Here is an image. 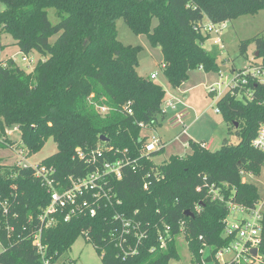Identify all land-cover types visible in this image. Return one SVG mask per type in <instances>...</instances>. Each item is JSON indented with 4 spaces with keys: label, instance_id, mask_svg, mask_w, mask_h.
<instances>
[{
    "label": "trees",
    "instance_id": "obj_1",
    "mask_svg": "<svg viewBox=\"0 0 264 264\" xmlns=\"http://www.w3.org/2000/svg\"><path fill=\"white\" fill-rule=\"evenodd\" d=\"M0 2L4 4L0 34L9 33L20 53L41 56L30 71L12 58L0 59V143L11 146L2 137L5 128L17 127L29 157L52 137L57 150L38 166L53 168L61 187L68 186L69 176L79 178L95 168L93 162L79 158L78 151L87 156L100 147L99 165L103 157L115 160L126 155L130 160L120 179H107L110 203L101 204L94 216L81 211L64 220V213H57L47 228L40 215L49 194L34 167L0 163V264H43L33 243L39 229L44 255L52 262L83 235L93 243L102 264H169L180 257L176 243L182 235L194 260L200 262L201 250L208 247L207 259L223 264L215 256L235 239V230L226 233L230 209H252L260 200L256 184L244 180L243 174L258 175L264 166V151L253 144L264 126V83L250 79L241 90L234 87L216 100L236 142L225 137L219 148L211 150L202 141H190L189 152L155 164L152 155L163 148L144 153L147 135L139 124L150 129L159 115L163 117L166 92L150 77L137 74L141 47L117 39L116 20L123 18L131 31L145 34L160 47L163 72L176 88L192 69L218 68L219 51L204 46L210 37L202 31L204 17L221 24L264 10V0ZM49 7L56 9L55 24L48 20ZM153 18L157 24L151 28ZM252 39L260 59L254 64L264 71V37ZM247 43L241 42L242 51ZM246 88L251 90L250 99L244 95ZM101 107L107 111L101 113ZM187 210L192 214L186 215ZM119 215L138 222L144 235L136 237L131 229L121 236ZM122 238L127 239L124 250L127 245L135 247L124 260V250L118 246ZM258 253L264 263V211Z\"/></svg>",
    "mask_w": 264,
    "mask_h": 264
},
{
    "label": "rangeland",
    "instance_id": "obj_2",
    "mask_svg": "<svg viewBox=\"0 0 264 264\" xmlns=\"http://www.w3.org/2000/svg\"><path fill=\"white\" fill-rule=\"evenodd\" d=\"M3 8L4 4L0 2V10ZM46 11L50 23H57L58 16L56 9L49 7ZM209 23L210 21H208L207 17H204L203 25L206 26ZM156 24L157 19L153 18L151 28ZM215 25L219 29L218 33L210 32V37L204 42V46L209 48L214 43V40L220 39V44H222L223 48L219 49V55L216 59L217 70L206 72L202 68L192 69L189 72L188 78L181 85L172 88L163 72L160 47L150 43L145 34H136L131 31L123 18L116 20L117 39L124 45H139L141 47L138 52L137 74L144 78H149L152 73L155 74L156 79H153V81L160 84L166 92V101L162 107L164 112L163 117L159 115L157 122L152 128L143 129V135L146 134L148 137L155 135L161 137L163 141L170 142L179 134L181 128L184 127L182 126L183 124H176L173 121L176 114L182 113L184 125L189 127L194 120V126L190 131L202 142L208 143L213 136L221 138V142L225 137L232 142L238 140L234 134L228 133L227 123L224 121L221 113L215 111L217 107L216 94L210 92L206 86L216 83H220L221 86L230 84L238 70L249 65H256L254 64L255 61L260 60L255 57L256 43L252 38L255 35L264 37V10L261 9L255 14L239 16L236 19L224 22L222 26ZM55 39L56 36L50 38L51 41ZM244 40H248V43L242 51L241 42ZM0 43V59L12 58L25 71H30L41 57L36 52L28 54L29 58L32 59V65L27 66V63L22 60V53L18 51L9 33L2 32L0 34ZM186 88H190V91H184ZM186 93L187 97H184L183 94ZM187 111L189 115L186 114L184 116ZM189 118L193 120L191 121ZM5 131L11 132L9 134L6 133V136L2 138L7 139L12 147L0 143V163L16 164L17 161H21L22 164L33 166L57 150L55 141L52 137H49L38 152L29 157L25 155L20 156L17 152V150L22 149L19 129H14L12 126L5 128ZM221 142L218 145H213L210 149L219 148ZM185 150L186 148L182 146L178 147V143H175V145L171 143L162 151L152 155V161L155 164H161L170 155L181 153L183 155L187 153L184 152ZM243 178L248 182L256 184L260 195L259 203L262 205V211H264V166L258 175L246 173L243 174ZM241 219L251 220V215L248 212L233 207L230 209L226 219L227 226L234 227L239 224ZM176 248L180 257L179 259L171 260L169 264H215L213 257L207 259V255L209 254L208 247H204L201 250L200 262L194 260L182 235L177 237ZM1 251L2 246L0 244ZM230 257L231 254H223L222 256L223 259H229ZM216 260L221 263V260L218 258ZM58 264H102V261L93 243L85 236L80 235L74 241L71 248L61 255Z\"/></svg>",
    "mask_w": 264,
    "mask_h": 264
},
{
    "label": "built area",
    "instance_id": "obj_3",
    "mask_svg": "<svg viewBox=\"0 0 264 264\" xmlns=\"http://www.w3.org/2000/svg\"><path fill=\"white\" fill-rule=\"evenodd\" d=\"M219 26L223 25V23L218 24ZM203 32H215L218 33L219 29L215 24L209 23L208 25H203ZM216 43L219 46V49H222L223 46L220 44V39H216ZM22 60L27 63V66L32 65V59L29 58L28 55L22 54ZM151 79H155V74L150 75ZM250 79H258L260 82L264 83V71L261 69L259 65H249L248 67H244L237 71L236 76L233 78L230 84H225L221 86L220 83L212 84L210 86H206V88L210 92H214L216 94V100L224 94L225 91L232 89L234 87L239 88L240 90L244 88ZM251 90L246 88L243 90L244 95L250 99ZM106 107H101L100 112H106ZM216 112H219V109L216 107ZM131 113L130 110H128ZM173 121L176 124L182 123V113H178L175 115ZM142 129H149V127L143 123L139 124ZM17 129V127H14ZM11 131H5V133L9 134ZM253 144L264 151V126H261L258 134L253 141ZM164 143L162 142L160 137L155 135L147 136L146 142L144 144V153H149L152 151L159 150L163 148ZM20 156L25 155L23 149L17 150ZM79 158H86L87 161H91L95 164L94 170L87 173L86 175L73 178L72 176L68 177L69 184L68 186L61 187L58 182L55 181L53 177V168H46L44 166H38V163L33 165L37 176L41 179L42 185L45 187L49 194V202L46 205L45 209L40 215V222L44 228L52 226L55 222V215L58 213H64V220H69L72 216H74L78 212H86L89 216H94L96 214L97 209L101 206V204H106V202L110 203L111 196L109 194L110 187L107 185V179L110 177H114L115 179H120L122 176V167L124 165H129L130 160L125 155L122 158H118L115 160H108L103 157V161L101 164H97V157L103 155V151L100 147L95 150H91L89 155L86 156L82 151H78ZM17 165L22 167H28L31 165L22 164L21 161L16 162ZM146 176H149L147 174ZM148 187V182H144L143 188ZM239 208L245 212H248L251 215V220L241 219L239 224L234 227L226 228V233L230 234L233 230H235V239L229 243L227 246L222 247L216 254V258L221 260V263L225 264L227 262H232L233 264H259L262 263L258 259V251L254 256L251 253L252 248L259 247L260 243V221L262 218V205L258 203L252 209H245L242 207ZM122 223V233L130 234V230L134 231V235L136 237H141L144 234L139 231V223L134 222L130 219H126L123 216H118ZM165 230L168 231L169 227L166 226ZM41 229L34 235L33 243L37 247L38 253H40L42 257L43 264H58V260L52 262L50 258L45 257L44 247L41 245L39 233ZM159 240L161 244L164 243V239L161 234H159ZM127 239L122 238L118 243V246L122 250L123 243H126ZM135 247L131 248L127 245V249L124 250V260L127 253H134ZM223 254H231L229 259H223ZM264 264V263H262Z\"/></svg>",
    "mask_w": 264,
    "mask_h": 264
},
{
    "label": "crops",
    "instance_id": "obj_4",
    "mask_svg": "<svg viewBox=\"0 0 264 264\" xmlns=\"http://www.w3.org/2000/svg\"><path fill=\"white\" fill-rule=\"evenodd\" d=\"M215 41L216 40H214V43H212L208 49H210L212 46H215L217 48V50L219 51L218 45H217V43ZM184 91H190V88H186V89H184ZM183 95H184V97H187V93L186 94H183ZM188 113H189L188 111L185 112L184 116L186 114L189 115ZM182 118H183V114H182ZM193 119H194V117H193ZM193 119H190L189 118V120H191V121ZM195 120H196V118H195ZM181 124H183L182 126H184V127L181 128V131L179 132V134H177L175 136V138L173 140H171L170 142L169 141L168 142L163 141L162 138L160 137L161 140H162V142L164 143L163 149H165L166 146H168L171 143H174V145H175V143H178V147H181L182 146L183 148H186V150L184 152H189V150H190V148H189V142L190 141H200V140L197 139L196 135L193 134V133H191V131H190L191 128L194 126V120H193V123L189 127L187 125H184L185 123L183 122V120H182V123ZM188 124H190V123H188ZM227 129H228V126H227ZM220 142H221V138H216V137L213 136V137L210 138V140L208 141V143H205V142H203V143L206 145V147L211 148L213 145L220 144ZM181 154H175V155H181Z\"/></svg>",
    "mask_w": 264,
    "mask_h": 264
},
{
    "label": "water",
    "instance_id": "obj_5",
    "mask_svg": "<svg viewBox=\"0 0 264 264\" xmlns=\"http://www.w3.org/2000/svg\"><path fill=\"white\" fill-rule=\"evenodd\" d=\"M257 55H258V53L256 52V53H255V56H257ZM100 139H101V140H107L108 138L101 136ZM185 214H186V215H191L192 213H191L189 210H187V211L185 212ZM257 251H258L257 248H252V249H251V253H252L254 256L256 255Z\"/></svg>",
    "mask_w": 264,
    "mask_h": 264
}]
</instances>
